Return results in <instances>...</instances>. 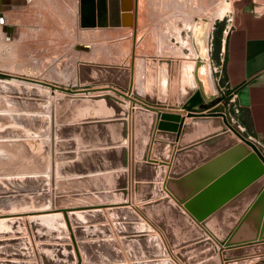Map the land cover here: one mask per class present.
<instances>
[{
    "label": "water",
    "instance_id": "water-1",
    "mask_svg": "<svg viewBox=\"0 0 264 264\" xmlns=\"http://www.w3.org/2000/svg\"><path fill=\"white\" fill-rule=\"evenodd\" d=\"M125 3V0H81L82 27L125 28L129 24L128 13L125 12L128 3ZM147 63H153L154 67L153 70L148 69V83L151 77L156 78L159 66L170 77L169 93H165L163 98H156L150 93L145 99L135 96L137 101L131 100V111L125 102L109 94L65 96L55 104V93L49 96L34 88L0 80V94L14 96L9 97L11 101L40 106V102L51 98L52 113L51 121L39 117L48 123V128L40 127L18 136L0 134V139L21 138L18 140L21 142L19 148L26 146L28 150L30 146L34 149L43 146V153L39 156L44 158V163L38 168L20 162L18 169L0 170V205L3 201L11 204L8 206L5 203L6 208H0V238L6 225L15 227L19 235H28L24 240V249L29 256L21 259V253L9 254L6 251L7 241L1 239L0 264H59V260L54 259L58 255L65 258L61 264H93L89 252L92 244L83 241L91 229L81 226L96 217L103 220L100 224L107 221L101 219L99 209L68 211V208L62 207L58 203L62 195L56 178L64 182L67 178L90 175L100 178L104 177L103 174L118 176L125 203L129 196L126 177L130 151L132 203L139 205V210L164 233L174 258L170 259L162 238L150 225L143 223L133 209L127 205L111 206L107 213L112 221L121 222L118 218L122 214L131 217V224L115 223L114 227L119 236H133L120 241L127 256L135 262L133 264H222L216 242L228 248L222 251L225 264H249L251 261L264 264V223L254 228V219L259 224L264 217V152L233 126L224 106L203 111L204 100L195 91V82L200 84V79L193 62L149 59ZM99 86L131 93L133 72L124 67L80 64L78 93ZM138 102L142 106L136 108ZM160 108L182 110L187 118H192V122L185 124L186 117L161 113ZM56 110L59 113L57 122ZM31 112L34 116L39 114ZM62 112H65L63 118L60 116ZM22 117L17 115V119ZM155 127L157 132L154 135ZM46 137H50L51 141L43 139ZM175 142L178 145L173 157ZM151 145L150 161L147 163ZM75 149L79 152L62 153ZM56 151H59L58 155ZM220 155L221 158L205 163ZM245 156L248 157L244 160ZM225 157H229V161L220 162ZM158 161L164 163L158 167ZM221 163H224V168L239 164L233 172L217 179L216 175L222 170L218 169L222 168ZM164 164L170 165L168 179L164 183L168 197H164L166 192L162 190V184L145 183L147 181L143 180L144 172L153 169L161 172L162 176L157 180L161 182L164 179ZM83 165L86 167L83 168ZM242 168H249V174L231 176ZM49 171L51 179L47 175ZM13 183H28L29 186L15 191L9 188ZM148 188L157 192L146 194ZM245 189L244 193L236 192ZM25 199L29 202L19 205V201ZM156 199L159 200L147 203ZM238 222L242 224L234 230ZM68 225L73 227L71 232L79 242L76 247L72 245ZM257 236L262 242L254 243ZM141 242L151 245L157 251L154 253L156 256L138 255L136 247ZM108 243L114 245L116 252L113 264H126L117 242L111 240ZM31 244L34 253L30 251ZM257 255L261 256L257 260L244 259Z\"/></svg>",
    "mask_w": 264,
    "mask_h": 264
},
{
    "label": "rangeland",
    "instance_id": "rangeland-1",
    "mask_svg": "<svg viewBox=\"0 0 264 264\" xmlns=\"http://www.w3.org/2000/svg\"><path fill=\"white\" fill-rule=\"evenodd\" d=\"M23 1H14L18 3L15 7L20 13L25 8L23 5H27L30 0H26V3H22ZM125 2V5L128 3L125 12L128 13L129 21L125 28H83L81 0H45L41 6L19 16L15 15L11 8L0 10V19H7L6 22L11 26L0 32V80L34 88L49 96L55 93V104L65 96L93 97L109 94L125 102L131 111V100H136L135 96L145 99L150 93L153 96L159 94L163 98L165 93H169L170 77L159 66L156 78L151 77L148 83V69L153 70L154 67L153 63L148 65L147 60H184L193 62L198 70L206 68L212 77L215 93L211 98L203 92L201 81L200 84L195 82V91H198L204 100L203 110L224 106L231 122L234 116V97L226 76V37L239 8L246 5L249 9H263L264 0H125ZM12 4L13 1H9L5 5ZM223 8L225 12L221 11ZM7 11L12 12H8L11 14L8 17ZM220 11L222 15L216 17L215 14ZM15 19L16 24L23 25L13 27ZM4 34L7 36L6 40ZM80 64L131 69L132 92L125 93L117 88L113 90L108 86H99L78 93ZM162 82L164 84L161 87ZM9 97L14 96L6 97L0 94V134L10 133L18 136L40 127L48 128V123L39 117L43 119L46 117L51 121V98L37 106L11 101ZM140 106L142 105L138 102L136 108ZM31 111L39 114L34 116ZM17 115L23 117L17 119ZM60 116L65 117V112ZM58 117L59 113L56 110V122ZM43 139L51 141L50 137ZM18 140L21 138L0 139V170L18 169L20 162L35 168L44 163V158L39 156L43 153V146H38L37 149L30 146L32 150L30 147L27 150L26 146L18 147L21 143ZM73 152L78 153L79 150H65L62 153ZM58 154L59 151H56V155ZM47 175L51 179V171ZM101 179L67 178L62 182L56 178L57 188L62 195L58 203L73 210L90 206L85 202L87 197L105 195H81L75 188L89 182H99ZM26 186L29 184L13 183L9 188L21 191V188L24 189ZM27 202L29 201L26 199L20 200L19 205ZM5 203L7 201H3L0 208L5 209L7 205H11ZM13 205L16 204L13 202ZM2 233L0 241L1 239L7 241L5 247L9 254L25 248L24 240L28 235H19L20 232H17L15 227L7 225L3 226ZM13 240L18 242L11 243Z\"/></svg>",
    "mask_w": 264,
    "mask_h": 264
},
{
    "label": "crops",
    "instance_id": "crops-1",
    "mask_svg": "<svg viewBox=\"0 0 264 264\" xmlns=\"http://www.w3.org/2000/svg\"><path fill=\"white\" fill-rule=\"evenodd\" d=\"M26 0H24L22 3H26ZM247 6H243L237 10V13L235 15L234 24L229 30V33L226 37L225 42V51H226V76L228 79V82L230 84V87L232 89V94L235 99L236 105L239 107V113L234 114L233 118L231 119V123L233 126L246 138L254 142L259 146V148L264 152V8L263 9H249L246 8ZM3 19V18H1ZM0 19V20H1ZM156 97H160L159 94L156 95ZM160 112H170L174 114H181L182 117H186L184 114V111L182 110H170V109H161ZM203 110V111H207ZM159 114V112H158ZM130 121V117H129ZM192 122V118H187L185 120V124H190ZM157 125V123H156ZM179 125V124H178ZM157 132V128L154 129V135ZM154 139L152 138V144ZM177 145L178 142H175L174 147V153L173 157L177 151ZM129 149L131 148V143L128 144ZM232 149V148H231ZM152 151V145L148 152L147 156V163L150 161V155ZM249 155V154H248ZM222 155L216 156L208 161H205V163H210L214 160H217L221 158ZM172 157V158H173ZM248 156H245L243 158L244 160ZM230 159L229 157H225L220 162H228ZM240 160V162L243 161ZM112 160V159H111ZM136 161V160H135ZM239 162V163H240ZM161 163H164L162 161H158L156 163V166L160 167ZM220 166L218 169H222L217 175V179H221L225 176H227L230 172H233L237 168V165L234 164L233 166L223 167ZM236 163V162H235ZM83 168L86 166H82ZM81 167V168H82ZM163 167H165V171L163 173V180L161 182H157V180L162 176L160 171L156 170H146L143 174V180L147 181L145 183H160L162 184V190L166 192V196L168 197V192L164 188V183L168 179L169 171H170V165L164 164ZM128 175L126 177L127 184H128V200L125 201V203L122 201L124 199V193L121 189V182L120 178L115 175L111 174H103V178L99 182H89L88 184L76 186L75 190L76 192H79L81 195L85 194H96V195H105V196H90L87 197L86 203H89L90 206H84L81 208H78L76 210L82 211V210H94L99 209L101 211V219H104L107 221L106 224H100V220L96 218L89 219L90 221H87L86 224H84L81 227H87L90 228L91 231L87 233V235L84 237L83 241L85 243L92 244L91 247H89L90 257L92 259L93 264H113L114 261H116V252L114 245L109 244L108 241L114 240L117 242V246H119V249L121 251V255L125 257L126 264H133L134 261L130 260V258L127 256L126 252L123 249V246L121 244V240L125 237H133V236H119L116 228L114 227L115 223H123L125 225H129L132 222L131 217L129 215L122 214L119 216L118 220L120 219L121 222L112 221L110 215L107 213V210L111 206L116 205H127V207L133 209L143 220V223H146L150 225L155 231L156 234H158L165 245V248L170 256V259L173 258L172 252L168 249V246L166 244V238L164 237V233L154 224H152V221L143 214L139 208V205H134L132 203V186H133V174H132V154L131 151L129 152V166L127 169ZM239 173H233L231 175L232 177H238L239 176H245L249 174V168L247 169H239ZM88 177H97L94 175L85 176V178ZM78 178V177H77ZM137 183V182H135ZM245 190L236 191L237 193H244ZM146 194H151L154 192H157V190H154L153 188H148L145 190ZM123 196V197H122ZM152 197V196H151ZM162 197V198H164ZM159 198V199H162ZM150 199V198H149ZM159 199L147 202L152 203L155 201H158ZM252 207V206H251ZM251 207L249 209H251ZM68 211L73 209H67ZM75 210V209H74ZM235 216V214H234ZM243 219V218H242ZM258 222V221H257ZM256 222V219H254V228L258 225H262L264 223V217L261 218L259 221V224ZM242 222H238L235 225L234 230L240 225ZM253 226V225H250ZM103 227H107V229H103ZM68 228L70 230V235L72 238V245L77 246L79 243L76 238L73 236L71 230L73 227L71 225H68ZM250 231V230H248ZM255 232V231H254ZM260 232V231H259ZM131 233V232H130ZM111 235V236H110ZM130 235H136V234H130ZM112 237V238H110ZM135 237V236H134ZM207 239H210L208 237ZM252 239V238H250ZM260 238L254 237V243H259ZM264 242V240H263ZM217 249L220 253L221 263L225 264L222 258V251L228 250V248L222 247L219 243H217ZM138 251V255L142 257H154L156 256L157 251L151 248V245H149L146 242H141L137 244L136 247ZM30 251L34 253L32 244L30 245ZM18 253L19 257L21 259H27L28 257L25 254V249L20 250ZM261 256H251L250 258H244V259H254L257 260ZM54 259L59 260V264L63 263V260H65L64 257L56 256ZM236 261V260H233ZM259 261H251L249 264H258Z\"/></svg>",
    "mask_w": 264,
    "mask_h": 264
},
{
    "label": "bare ground",
    "instance_id": "bare-ground-1",
    "mask_svg": "<svg viewBox=\"0 0 264 264\" xmlns=\"http://www.w3.org/2000/svg\"><path fill=\"white\" fill-rule=\"evenodd\" d=\"M9 1H13V4L12 5H10V6H7V5H5V4H8V2ZM15 0H0V10H3L4 9V11H5V9L6 8H11L12 9V11H13V13L15 14V15H20V14H26V13H28V12H30L33 8H35V7H37V6H39L40 4L42 5L43 3H45V0H30L29 1V3L27 4V5H23V4H20V5H23V6H25V8L23 9V11L20 13V11H18L17 9H16V5H18V3H16V2H14ZM202 1V0H201ZM19 2V1H18ZM16 3V4H15ZM209 3V2H208ZM40 5V6H41ZM221 5V4H220ZM22 6V7H23ZM166 9V8H165ZM222 12H225V9L223 8L222 10H221ZM217 12V14H215V16L216 17H218V16H220V15H222V12ZM12 13L11 11H7V17L9 16V15H11V14H9V13ZM187 17V16H186ZM201 18V17H200ZM18 19V18H17ZM17 19H15L14 20V23H13V27H15V28H18V27H20V26H22L23 25V23H21L20 25L19 24H16V20ZM7 19H1L0 20V32H2V31H6L9 27H11L7 22ZM4 39L6 40V35L4 34ZM1 40V39H0ZM196 59V58H195ZM198 75H199V79H200V81H201V85H202V89H203V92L205 93V95L207 96V97H209V98H211L213 95H214V93H215V86H214V84H213V81H212V77L210 76V74H208V72H207V70H206V68L204 69V68H199V70H198Z\"/></svg>",
    "mask_w": 264,
    "mask_h": 264
},
{
    "label": "built area",
    "instance_id": "built-area-1",
    "mask_svg": "<svg viewBox=\"0 0 264 264\" xmlns=\"http://www.w3.org/2000/svg\"><path fill=\"white\" fill-rule=\"evenodd\" d=\"M233 103H234V105H233V113L234 114H238L239 113V107L236 105L235 99H233Z\"/></svg>",
    "mask_w": 264,
    "mask_h": 264
}]
</instances>
